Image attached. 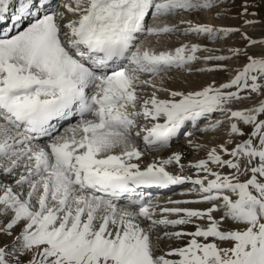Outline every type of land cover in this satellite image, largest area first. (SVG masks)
<instances>
[{"label":"snow or ice","instance_id":"6c2138e0","mask_svg":"<svg viewBox=\"0 0 264 264\" xmlns=\"http://www.w3.org/2000/svg\"><path fill=\"white\" fill-rule=\"evenodd\" d=\"M227 3L0 0V264H264V39L185 19ZM236 33L243 47L217 54ZM233 59L223 82L167 87ZM189 125L228 139L187 164L158 155ZM186 183L191 199L145 194Z\"/></svg>","mask_w":264,"mask_h":264},{"label":"bare ground","instance_id":"6f19581e","mask_svg":"<svg viewBox=\"0 0 264 264\" xmlns=\"http://www.w3.org/2000/svg\"><path fill=\"white\" fill-rule=\"evenodd\" d=\"M203 13L197 14V15H193V16H185V19H192L194 21H201V19L203 18ZM170 19V18H169ZM173 18L170 19V22H177L179 20V17L172 20ZM206 20L205 23H211L214 24L216 26H221L222 24H220L218 21L215 20L214 17H212V15L209 12L205 13V16L203 18V20ZM233 22V21H232ZM204 23V22H203ZM231 26V25H230ZM192 37V36H191ZM187 37H176L173 36L170 40L167 37L162 38V43L166 44L167 46H169V44H173L170 47H176V45H174L176 43V41H183V40H187ZM196 43H201V44H207V46L209 47H217L220 48L221 47V43L219 42H212V41H205V40H199L196 39L194 37H192ZM150 39H154V38H150ZM194 41V42H195ZM224 47V51L223 52H217V54H228L226 49L228 48V46L223 45ZM206 53H200V55H205ZM226 64L229 65V71L226 72L227 73V78L228 76L232 75L233 72L231 71V69H234L236 67H234V62L233 60H229L224 62ZM203 63H201L202 65ZM198 67H206L204 64L202 66L197 65ZM196 66V68H197ZM195 69V68H194ZM196 72V71H194ZM181 72H174L171 73L170 75L172 76V79L167 81V87L172 89V90H183V91H189V90H199L201 87L206 86L208 83H211L213 81L214 78V74L216 72H205L208 75V78L205 79L203 78V81H194L190 79V77H186L184 75L180 74ZM203 73V72H197L196 75ZM204 73V74H205ZM219 73V72H218ZM195 74V73H194ZM203 74V75H204ZM202 76V75H201ZM200 76V77H201ZM217 76V75H216ZM221 76L219 75V79L218 76L216 79L217 83L223 82L225 81L227 78H220ZM205 79V80H204ZM161 95H165L163 93H161ZM251 103V102H250ZM249 102H247L246 104L244 103L243 105H238V107H246L250 104ZM216 119H220L219 114H213V116L211 117V120H216ZM75 119L69 120V121H64L62 122L63 126H67V124L69 123H74ZM209 123V120H201L200 121V126L204 127L205 125H207ZM62 130V129H61ZM192 131V136L191 137H187L183 134V132L173 141L170 149L167 150H162L158 153V155L160 156H167L169 154H171L172 151H176V150H182L184 152V157H183V162L185 164H187L189 161H194L200 158H204L206 156V153L208 151V149H210L211 147L224 143L227 139V129L226 127H223L219 130H210L208 132H200L198 130L192 129L191 125L188 126V128H186L184 131ZM182 135V136H181ZM188 139H193L195 141V143L204 145V147H202L199 150H196L192 147H189L187 144V140ZM238 142V140H237ZM151 161V157L148 158L147 162ZM171 167V166H170ZM190 174L194 175V172H190ZM191 186L190 183H186L184 185H176V186H171L170 188L167 189H149L146 191L145 194H150L153 198L158 199L161 201V203H163L164 201H166L167 199L171 198L173 200H186V199H191L192 198V194H188L187 193V189H189ZM120 203H124L123 200L120 201ZM172 206V205H169ZM188 207H200L203 208L205 207L204 205H186ZM189 228V230H193L192 226H187Z\"/></svg>","mask_w":264,"mask_h":264},{"label":"rangeland","instance_id":"374dc122","mask_svg":"<svg viewBox=\"0 0 264 264\" xmlns=\"http://www.w3.org/2000/svg\"><path fill=\"white\" fill-rule=\"evenodd\" d=\"M242 3H243V0H234V2H233V0H228L227 4L221 6L219 9H214V10H212L209 13L212 15V17L215 18L216 21H218L220 24H222L221 26L228 27V26L231 25V27H240L242 29V31H246L248 33V35H250L252 38L257 39V40L264 39V4H261L259 6V8H250V13L251 12H256L257 13V15L255 17L249 15L248 17L242 18V17H240L238 15L241 12V10H242L241 9ZM217 12H219L221 14L217 15ZM205 13L206 12L203 13L204 16H205ZM204 16H203V18H204ZM176 18H178V17H176ZM176 18H173L172 20H174ZM203 18L201 19L200 22H204L205 23L206 20L205 19L203 20ZM245 18H247V19H256L259 22L256 23L255 25L248 26V25H245L243 23V20ZM186 41L194 42L195 40L191 36H188L187 40H183V41H179L178 40V41H176V43L174 45L179 46L180 43L186 42ZM243 44H244V42L240 39V34L239 33L233 34L230 38H227L226 41L223 43V45L228 46V47H232V46L243 47ZM171 45H173V44H169V46H171ZM250 51L259 52L260 49L259 48H253V49H250ZM233 62H234V65H235L234 67H236V68L241 66L244 63L243 59H239V60L233 59ZM201 63L193 65V68H196L197 65L202 66L203 64L201 65ZM204 73L205 72L200 74V76L202 75L201 77L199 76V74L196 75L197 71L196 72L193 71L191 73L181 72L180 74L184 75L186 77L189 76L190 79L191 80L194 79V81H200V80L203 81V78H205V79L208 78V76H207L208 74L207 73L204 74ZM214 75L215 76H214L213 80L216 79L217 76H218L217 79H219V75L222 78L223 77L227 78V73L226 72H219V73L216 72ZM247 102L250 103L251 101H246L245 104Z\"/></svg>","mask_w":264,"mask_h":264}]
</instances>
